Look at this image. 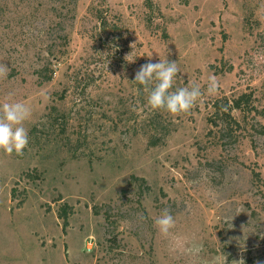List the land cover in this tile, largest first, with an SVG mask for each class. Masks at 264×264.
Segmentation results:
<instances>
[{
	"label": "rangeland",
	"instance_id": "374dc122",
	"mask_svg": "<svg viewBox=\"0 0 264 264\" xmlns=\"http://www.w3.org/2000/svg\"><path fill=\"white\" fill-rule=\"evenodd\" d=\"M159 58L218 92L154 111L133 82ZM245 93L224 137L213 105ZM6 101L31 118L0 152V264H264V0H0Z\"/></svg>",
	"mask_w": 264,
	"mask_h": 264
},
{
	"label": "clouds",
	"instance_id": "9594fccd",
	"mask_svg": "<svg viewBox=\"0 0 264 264\" xmlns=\"http://www.w3.org/2000/svg\"><path fill=\"white\" fill-rule=\"evenodd\" d=\"M128 56L125 58L128 61ZM151 58H149L150 60ZM129 62V61H128ZM131 62H134L131 61ZM178 65L167 58L159 62L142 64L134 75V84L147 93V105L154 111L166 112L172 117L188 114L206 93L215 95L219 84L209 76L206 88L199 85L176 87ZM31 118V109L20 101L0 103V152L23 155L29 146V133L25 123ZM154 227L165 238L171 235L175 220L168 209H163L153 221Z\"/></svg>",
	"mask_w": 264,
	"mask_h": 264
},
{
	"label": "trees",
	"instance_id": "16d2710c",
	"mask_svg": "<svg viewBox=\"0 0 264 264\" xmlns=\"http://www.w3.org/2000/svg\"><path fill=\"white\" fill-rule=\"evenodd\" d=\"M45 71V70H44ZM44 71H39L37 75L40 78L41 82H49L52 80L51 76H47V74L44 73ZM225 102L224 110H220L218 105L214 104V114L213 116L217 117L218 120L221 121V124L215 123V127L219 128L220 133L223 134L224 137L227 138H235L234 135L237 131L242 129L241 123L238 122L232 115L234 111L240 112L242 115L246 114V110L250 108L253 104V96L251 94H242L236 99L228 100L224 99ZM256 110V109H252ZM56 108L51 109V113L47 117L52 116V112H55ZM252 112V111H251ZM210 120V119H209ZM210 122V121H208ZM234 133V134H233Z\"/></svg>",
	"mask_w": 264,
	"mask_h": 264
}]
</instances>
